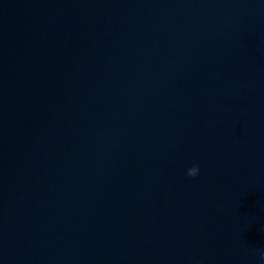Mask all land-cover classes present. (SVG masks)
Instances as JSON below:
<instances>
[{
	"label": "water",
	"instance_id": "water-1",
	"mask_svg": "<svg viewBox=\"0 0 264 264\" xmlns=\"http://www.w3.org/2000/svg\"><path fill=\"white\" fill-rule=\"evenodd\" d=\"M262 251L264 0H0V264Z\"/></svg>",
	"mask_w": 264,
	"mask_h": 264
},
{
	"label": "clouds",
	"instance_id": "clouds-1",
	"mask_svg": "<svg viewBox=\"0 0 264 264\" xmlns=\"http://www.w3.org/2000/svg\"><path fill=\"white\" fill-rule=\"evenodd\" d=\"M199 173V166L198 165H193L189 169H187V176L189 177H196ZM260 261L262 264H264V251L260 252Z\"/></svg>",
	"mask_w": 264,
	"mask_h": 264
}]
</instances>
